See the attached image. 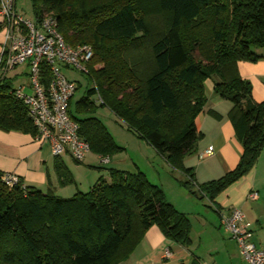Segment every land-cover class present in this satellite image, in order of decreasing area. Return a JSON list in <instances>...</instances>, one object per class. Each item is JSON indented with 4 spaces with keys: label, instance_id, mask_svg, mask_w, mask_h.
Masks as SVG:
<instances>
[{
    "label": "trees",
    "instance_id": "16d2710c",
    "mask_svg": "<svg viewBox=\"0 0 264 264\" xmlns=\"http://www.w3.org/2000/svg\"><path fill=\"white\" fill-rule=\"evenodd\" d=\"M30 1L35 22L53 13L66 44L93 51L87 78L94 86L74 111L72 97L68 110L91 152L108 158L121 150L94 116L100 107L180 172L181 186L198 200L212 203L253 169L264 148V102L253 100L237 63L264 58V0H156L162 23L152 29L140 0ZM41 69L47 85L50 69ZM207 80L232 104L228 117L242 153L233 170L197 185L183 161L196 152L195 119L206 103ZM14 91L11 79H0V131L33 137L35 128ZM93 95L101 101L90 102ZM54 160L58 181L72 184L60 157ZM3 175L0 264H117L152 226L170 241L190 244L189 219L138 170L110 169L109 180L100 178L89 191L66 199L21 182L8 187Z\"/></svg>",
    "mask_w": 264,
    "mask_h": 264
},
{
    "label": "crops",
    "instance_id": "0c3cea01",
    "mask_svg": "<svg viewBox=\"0 0 264 264\" xmlns=\"http://www.w3.org/2000/svg\"><path fill=\"white\" fill-rule=\"evenodd\" d=\"M2 40V33H0V48ZM22 66L25 68L22 69V73H14L11 79L12 83L19 78V75L24 74L28 78V67L27 65ZM237 68L241 79L251 85L253 100L257 103L264 102V58L256 62H238ZM204 86L206 103L195 119V126L200 138L196 144V152L191 156H187L183 161L185 168L192 170L197 185L217 180L233 170L242 153L241 144L235 136L233 126L228 117L232 104L214 93L211 80L205 81ZM12 88L14 90L22 89L24 93L31 92L28 82L17 87L12 86ZM134 137L139 141L138 136ZM137 143L141 147H148V151H151L150 146L145 141L140 140ZM209 147L214 150L213 156L200 159V153ZM43 148L45 147L36 144L29 134L0 131V172L15 175L26 187H33L40 191L51 190L55 194V186L47 180L45 173L42 172L41 166L45 164ZM151 149L153 150L152 147ZM47 150L49 151V148ZM154 153L156 152L154 151ZM64 159L68 160L71 158L68 156L60 157L63 164L66 162ZM99 159L101 161L100 157ZM122 159L121 156L115 155L109 158L108 163L102 164L101 162V165H97V167L102 169L105 165L109 166L110 164L107 167L108 169H106L107 173L102 178L109 180V170L116 169L115 167L121 168L116 169L120 171H141L138 165H136L135 169L123 167V164H121ZM163 161L165 162L164 159ZM169 169L171 173L175 171L171 167ZM141 172L144 174L143 171ZM176 172L179 173L178 175H182L180 172ZM182 177L184 178L183 175ZM96 182L94 181L92 185H89L86 191H76V193L89 191ZM47 184H50V186L47 187ZM253 192L258 194V198L255 201L249 199V195ZM57 197L68 198L67 196ZM186 197H189L191 201L189 210L187 208L179 209L167 197L165 199L188 219L197 210L199 226L204 232L210 230L208 232L214 235L215 229H217L228 235L229 241L219 242L213 239L212 244L208 243L206 247V249H209L208 253H221L222 257L204 259L195 253L200 246H197L196 249L194 247L196 243L192 235L193 228L190 222V244L188 246L179 245L166 239L157 226H152L144 233L143 238L135 246L128 259L119 264H245L236 242L220 226V218L227 215L233 208L240 209L244 213L247 221L251 223V229L254 232V242L257 246L264 248V148L253 169L219 193L212 203L207 199L198 200L193 196ZM198 240L200 241V237H198ZM218 247H220V252H218Z\"/></svg>",
    "mask_w": 264,
    "mask_h": 264
},
{
    "label": "built area",
    "instance_id": "2783aa9c",
    "mask_svg": "<svg viewBox=\"0 0 264 264\" xmlns=\"http://www.w3.org/2000/svg\"><path fill=\"white\" fill-rule=\"evenodd\" d=\"M0 79L18 66L27 65L30 93L22 89L14 91L22 101L27 116L35 128L33 141L46 144L53 158L68 156L80 163L89 153L88 143L79 135V125L69 115V101L76 91L77 83L62 74L61 68L79 71L88 75L87 64L93 58L88 45L72 47L65 43L58 32L57 20L53 15L44 14L40 21L24 19L14 7V0H0ZM50 69L47 85L42 83V65ZM98 101L100 97L98 96ZM212 147L200 153L199 158L211 157ZM107 160H101L103 164ZM8 186L18 183L13 174H4ZM258 194L253 192L249 199L255 201ZM222 226L236 242L245 264H264V248L256 245L251 223L240 209L233 208L220 218ZM168 257V254H167Z\"/></svg>",
    "mask_w": 264,
    "mask_h": 264
},
{
    "label": "rangeland",
    "instance_id": "374dc122",
    "mask_svg": "<svg viewBox=\"0 0 264 264\" xmlns=\"http://www.w3.org/2000/svg\"><path fill=\"white\" fill-rule=\"evenodd\" d=\"M105 0H88V2L96 3V2H103ZM140 6L142 7L144 13L147 15L148 23L150 24V28L152 29L153 26H160L162 21V16L159 13L156 0H140ZM14 7L16 11L21 14L25 20L33 22L35 21V16L33 12L32 3L30 0H14ZM48 15H53V13H46ZM1 33V31H0ZM92 60V59H91ZM24 66H18L15 70L6 74L7 78L12 79L14 73L21 72L24 69ZM97 68L95 66L94 70ZM62 74H64L68 79L74 80L77 82V90L72 99V111H74V107L76 103L83 98L85 90L90 88V86H94L93 82H88V78L86 74L80 73L79 71H72L66 68H61ZM22 73V72H21ZM20 74V73H19ZM93 76V73L91 74ZM19 78L12 83L13 87H17L20 84L27 83L28 78L26 75H19ZM207 87V86H206ZM28 92V90H26ZM90 102L98 101V96L93 95L89 98ZM94 116L101 121L104 125L106 130L109 132L111 137L113 138L115 144L121 149L117 151V155L121 156L123 167L129 169L132 167L135 169L136 165H138L141 171L144 172L145 177L148 181L153 183V185H157L159 188L162 189L164 196L167 197L169 201L174 203L179 209H190L191 201L189 197L186 196H193L191 193H188L182 186L181 183L183 182L184 178L182 175H178L176 171H170V167L167 163L163 161V159L150 148L151 151H148V147H141L138 145L134 136L137 137L136 133L130 130L125 123L119 120L110 110L107 108H96ZM33 138V137H32ZM142 142V141H141ZM37 144V143H36ZM145 146V145H143ZM41 147H45L42 149L44 162L42 164V172L45 173L47 180L52 182L53 186H55V196H63V197H72L75 195L76 191H86L89 188V185H92L94 181H98L100 178L107 173L108 165H105L100 169L97 165H101V161L99 159V155L96 152H91L85 156L82 162L77 163L71 159H64V166L66 168L67 174H69V178L72 177L73 183H61L58 181L55 173V160L50 155L49 151L47 150V145H41ZM114 157V156H112ZM62 158V157H61ZM101 158V157H100ZM110 157L108 158H101V160H107L108 163ZM103 164V163H102ZM106 164V163H105ZM103 166V165H102ZM116 169H121L115 167ZM140 171V172H141ZM18 179V178H17ZM19 181V179H18ZM21 182V181H19ZM56 184V185H55ZM50 184H47V187ZM12 187V186H8ZM53 189V188H52ZM66 199V198H65ZM194 200V199H193ZM195 202V200H194ZM198 205H202L197 203ZM183 207V208H182ZM208 210V209H207ZM197 211V210H196ZM196 211L194 215H191L189 220L192 224L193 228V237L195 239L196 247L197 248L196 254L201 256L204 259H209L211 257H222V254L214 253L212 254L209 252V249H206L208 243L211 245L212 241H229V237L225 234L222 230L215 229V233L203 231L199 226V218L197 217ZM206 213V212H205ZM206 214H209L208 212ZM210 215V214H209ZM209 217V216H208ZM214 236V237H213ZM200 237V241L198 240ZM220 252V247H218ZM128 259V258H127ZM121 262H118L119 264Z\"/></svg>",
    "mask_w": 264,
    "mask_h": 264
}]
</instances>
